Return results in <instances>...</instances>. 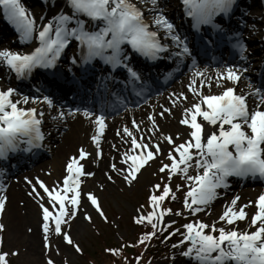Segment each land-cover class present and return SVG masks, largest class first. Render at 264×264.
Masks as SVG:
<instances>
[{"label":"snow or ice","instance_id":"6c2138e0","mask_svg":"<svg viewBox=\"0 0 264 264\" xmlns=\"http://www.w3.org/2000/svg\"><path fill=\"white\" fill-rule=\"evenodd\" d=\"M148 3L151 7L144 9L138 6L135 0H66L71 14L62 10L46 23L37 26L35 18L27 11L21 0H0V9L3 10L4 18L15 26L20 39L30 40L33 32L36 31L35 38L39 41V46L27 54L7 48L0 49V61L15 72L18 78L30 73L36 67L52 68L69 40L74 38L84 48L82 62H90L93 58L99 57L112 68L125 67L130 77L139 80L137 71L125 63L128 57L122 55V44L127 43L141 56L156 59L158 54L169 47L167 43H161L158 30L163 29L165 38H170L178 48L182 49L181 52L176 53L177 55L190 53L186 41L176 33L174 23L159 8V0H139V4ZM182 3L186 15L192 18V27L196 29L201 25H211L214 29L224 31L223 22L230 21L239 11V0H182ZM145 11L153 13L151 24L156 30L150 28L149 22L145 19ZM80 14L97 22L90 25L93 30H86L85 20L79 18ZM240 15L243 16L244 13L240 12ZM217 18L220 20L219 23L216 22ZM70 22H74L75 26L69 27ZM233 35L237 37L233 47L238 48L241 59H245L246 45L242 42L239 33ZM229 39L231 40L232 37L230 36ZM72 63L76 61L73 59ZM244 71L247 69L227 67L224 72L217 74L218 86L221 79H227L233 84L238 83ZM202 74L199 71L195 73L196 76ZM203 83L204 81H201L202 85ZM195 84L196 81L192 80L188 87L198 100L183 109L184 115L179 121L189 129L187 139L177 144L170 134L165 135L161 132L158 137L172 146L166 154L169 163H162L158 171L166 172L169 181L174 174H183V178L189 182L183 206L192 215L208 208L218 195L216 189L228 186V177L264 178V88H256L252 93H247L237 92L233 86H224L218 94L204 95L193 86ZM15 91L11 87L0 90V159H7L10 153L28 152L32 148H40L41 142L45 139V134L41 130L43 112H38L35 107L19 106L28 104L30 99L39 102V98L21 96V99L13 100ZM183 95L180 94L181 97ZM249 95L258 98V103L251 108L247 99ZM43 100L50 107L52 106L53 101L49 96H44ZM175 103L174 100L173 104ZM166 112L170 113V109L165 108L160 115L163 116ZM59 115L63 117L64 113L60 112ZM84 115L91 116L92 113L85 109ZM198 117L201 119L198 120ZM148 120L151 123L148 131L152 133L158 131L159 126L155 117L149 115ZM132 124L136 132H139L140 126L135 120ZM95 125V133L90 139L95 145L96 157H100L102 155L100 140L106 127L104 117L96 116ZM207 125L214 126L213 130H207ZM122 131L121 139L126 136L129 139L124 142H130V149L122 153L121 162L126 167L117 168L113 163L110 168L121 174L123 181L131 186L138 179L142 169L149 166L162 149L159 143H146L143 135L138 138L127 126L123 127ZM117 135L120 136L121 133L118 131ZM22 144L25 147L21 148ZM89 155L90 153L81 146L76 150V154L67 159L66 175L63 176L62 185L49 187L39 178H36V184H33L27 176L24 177L31 186L28 195L33 199L39 198L37 203L41 210L45 249L50 247L49 234L54 231L64 242L73 246L77 253L83 251L64 226L70 228V221L80 210L83 183L81 177L95 175L91 171H85V165L81 162ZM193 164L197 172L195 175H188ZM105 175L109 181L113 180L111 175L107 173ZM37 186L46 194L50 207L45 206L43 202L45 197L37 191ZM4 187L0 184V214L4 213L8 200L3 194ZM100 187L103 188L104 185L101 184ZM179 187L181 186L177 185L178 189ZM161 188L162 191L156 194ZM84 195L95 207L96 212L107 220L98 197L92 191H87ZM169 196L172 199L176 198L169 183L152 185V192L148 197L152 210L134 217L136 223L147 222L152 230L142 233L137 240L138 244L146 246V242L156 236L157 230L163 232L166 227L175 223L169 221L168 225L162 224L163 217L172 212L171 208L162 207ZM239 199V196H235L231 200L219 216L220 221L234 225L236 221L248 217L245 211L248 205L237 206ZM248 203L255 204L257 209L249 224V228H255L254 231H241L235 227L217 228L215 222L209 224L203 220H196L182 225L185 229L181 233L182 239L172 247L179 248L187 242L185 250L180 254L183 257H190L197 264H264V192H261L255 201ZM137 211L139 213V210ZM175 214L183 213L178 210ZM83 215L86 220H91L88 212L85 211ZM4 229L5 225L0 223V232ZM28 231L31 232L32 229L29 228ZM176 232H179V229L169 232L164 240H168ZM2 245L3 239L0 237V246ZM105 251L114 256L121 255L120 248H107ZM17 255H19L18 250L0 251V264H10L9 257ZM139 260L140 257H136L137 264ZM47 264L54 262L49 259Z\"/></svg>","mask_w":264,"mask_h":264},{"label":"rangeland","instance_id":"374dc122","mask_svg":"<svg viewBox=\"0 0 264 264\" xmlns=\"http://www.w3.org/2000/svg\"><path fill=\"white\" fill-rule=\"evenodd\" d=\"M38 2L42 3L41 6H30L33 18H35L36 25L45 23L47 20L51 19L52 16H54L57 12L65 11L66 12V6L64 3H62L60 0H52L50 2L49 0H37ZM63 1V0H62ZM261 0H256L255 5H252L253 1H248L249 7L248 9H245L243 5H239V13L243 12L246 16L248 15L250 18H247V22H240L238 24V27L241 31V34L244 38H247L249 41H253V39H256L257 46L260 44V39L256 38L258 37V32L260 27H263L264 20L261 19L259 13L260 9L258 8L259 5L257 4ZM139 4V0H135ZM244 2V1H243ZM247 3V4H248ZM27 8V10L30 12V7L28 6V2L24 3ZM142 8L147 9L151 7V4H139ZM29 7V8H28ZM159 8L163 11V13L171 18L173 22L175 23V26L177 27V24L182 21V17H180L179 12V0H159ZM68 11V10H67ZM148 12V11H147ZM31 13V12H30ZM68 14H71L70 11L66 12ZM151 13V12H149ZM153 15V13H151ZM48 15V16H47ZM240 14L234 15L231 25L235 26L237 18L239 20ZM43 17V19H41ZM239 22V21H238ZM234 23V24H233ZM257 25V31L256 34L251 32L250 28L255 27ZM249 29V30H248ZM160 33V39L166 40L165 36L162 38L161 31ZM256 36V37H255ZM36 34L33 35L32 39H30V44L34 43ZM169 39V38H168ZM10 39L7 38L5 40L4 45H8L7 42H9ZM253 43V42H252ZM15 48H11L13 50ZM24 49H26L24 47ZM0 83L1 85L7 87V80L6 78H2ZM16 98L19 100L21 99V93L15 89ZM164 94V93H163ZM157 98V97H156ZM154 96L151 97L147 102L144 103L142 108L135 109L137 111L134 112L135 118L140 121L141 117H143L147 111L149 110L150 105L154 100L156 99ZM31 100V99H30ZM32 101V100H31ZM45 112L44 115L48 113V111L43 110ZM48 115V114H47ZM46 115V116H47ZM59 114L54 111V114L52 115V119L56 120V117H58ZM130 116L127 115V111L123 114H120L118 117L114 118V120H122L120 122V127L127 126L130 128V124L127 122V118ZM157 118V122L158 119ZM59 123H56L55 128L59 131L61 130V135H65L68 131H66V126L64 121H61L59 118L57 120ZM52 123H50V132L53 131V128L51 127ZM162 125V124H161ZM159 126V125H158ZM174 127V126H173ZM176 131H173L174 133H179L178 137L175 138V142L181 143L184 140L187 139L185 128H179L174 127ZM164 133L165 131L160 130L158 132H155L157 134V137H152L153 140H156L161 144V153L150 162L149 166H146L144 169H142L141 173L143 175L141 178L137 179L133 182L131 186L127 185L122 178V175L114 172L111 170L110 165L115 163L117 168L126 167L122 164V154H118L116 156H112L111 154L108 155L106 158L99 157V159L96 162H91L89 160L85 163V171H91L95 173L93 178L91 177H84L85 179V185H83L81 189V207L80 210L77 213V216L70 221V228L68 226H64V229L66 231H69L70 235L72 236L73 240L80 245L82 248L81 253H77L73 246L68 245L66 242L63 241V239L51 232L49 234V241H50V247L48 249H45L43 246V233L41 228V210L39 209L37 200L33 199V197L28 195V192L31 191V188L27 186L26 181L24 180V177L27 176L30 180H32L33 184H36V178H39V180H42L46 185L49 187H55L59 183L56 181V174L59 171V165L64 164L67 159L75 154V150H69L68 154H64L63 158L56 157L55 153L58 152L59 145L61 144V141H59L55 137V134H48V137L54 138L55 141L58 140V142H55L52 151L53 153L47 154V156L42 160V162L37 165L35 168L30 169L26 171V173L23 175V177L20 179H17L21 185L22 191V197L25 199L27 197L28 200L31 202L30 209L28 210V214L26 216V223L23 226L22 230L20 232L14 233V231L11 232L9 226L7 225L6 220V212L7 207L9 203V197L6 202V208L3 214H0V223H3L5 225V229L3 232H0V237L3 239V245L0 246V251H19V255L17 256H10L9 261L10 264H47V261L51 259L54 264H89V256L86 257L83 256V253H87L89 255V252H92L97 245H99V239L100 240H112V242L116 243V245H119L122 241L126 240L128 242H131L135 239V235L137 234L139 227L143 223H136L134 220V217L138 214H147V212L151 211V205H149V210H143L141 209V203L143 201L148 202V197L150 193L152 192V185L160 183L163 185L164 183H169L173 192H175L176 198L173 199L172 205L170 207L172 209V212L169 214H166L163 217L162 224L168 225L169 221H175L176 229H179V235L182 239L181 233L185 231V229L182 227L183 224L188 222H193L196 220H203L205 223H216L217 228L219 227H225V228H232L234 226H237L238 221L234 225H228L224 221L219 220V216L223 213L226 206L230 204L232 200V196L238 195V193L245 194V192H249L250 196L248 198L239 199L237 202V206L241 205H248L245 211L248 214V222L251 220L253 213V204H249V201H255L256 197L259 196V194L262 192L261 190L252 187V188H244L239 190L238 192L230 191L232 196L231 200L222 201L223 193L220 195H217L218 198L221 200L219 201H213L212 205L209 208H206L204 211L196 213L194 215L189 214V212L184 209L183 202H184V195L188 190V187L186 186L188 181L183 178V174H178L175 177H172L169 181L167 179V173H160L158 171L159 167L162 163H169V160L167 159V151L172 147L171 145L167 144L166 141L158 139L160 136V133ZM85 135V138H89V133L87 131L83 132ZM165 134V133H164ZM110 137L112 136V131L108 134ZM107 135V136H108ZM54 136V137H52ZM153 142V141H152ZM77 144L74 145V148H76ZM64 162V163H63ZM61 168V167H60ZM62 170V169H61ZM60 171L58 172V174ZM107 173L108 175H111L113 177L112 181H109L107 179V176L105 175ZM155 173V174H154ZM196 174V168L189 169L188 175H195ZM58 176V175H57ZM140 175L138 174V177ZM163 177V179H161ZM60 179V178H59ZM98 180V182L96 181ZM62 182V181H61ZM60 182V183H61ZM26 183V185H25ZM103 184L104 187L101 188L100 185ZM11 185H14V183H7L5 185L4 189H8ZM177 185H180L179 189L177 188ZM92 188V189H91ZM162 189V188H161ZM37 191L41 193L42 196L45 197L44 203L46 207H50V205L47 202V196L43 193L42 189H39L37 186ZM92 191L97 197L98 201L100 203L101 209L103 210L105 216L107 217V220H105L103 217H101L97 212L94 206L91 205V203L87 200V197L84 195L85 192ZM159 191L157 190L156 194H159ZM26 193V197L25 194ZM25 197V198H24ZM241 197V195L239 196ZM243 198V197H242ZM18 199L17 205L21 204L20 200ZM144 203V202H143ZM20 205V207H21ZM139 210V213L138 211ZM176 210L181 211L185 214V220L178 219V216L175 214ZM207 210V212H206ZM88 212V214L91 216V220H86L84 218L83 213ZM206 212V213H205ZM147 223V222H144ZM174 224V223H173ZM244 224V223H243ZM31 228L32 231L29 232L28 229ZM36 229L39 230L38 238V244L35 245V243H32V246H30V243H28V238ZM253 231L255 230L252 229ZM38 232V231H37ZM30 241V240H29ZM101 242V241H100ZM187 246V242H185L184 245L181 246L180 252L177 256L176 253L173 255L172 259L170 261L164 260V258H160L157 260H153L152 264H197L196 261L192 260L190 257H183L180 253L185 250ZM57 249L59 251L57 252ZM167 250V249H166ZM136 257H132L129 259V263L133 264V262L136 261Z\"/></svg>","mask_w":264,"mask_h":264},{"label":"bare ground","instance_id":"6f19581e","mask_svg":"<svg viewBox=\"0 0 264 264\" xmlns=\"http://www.w3.org/2000/svg\"><path fill=\"white\" fill-rule=\"evenodd\" d=\"M49 1H51V0H49ZM248 1L249 0H246V2H243V7L245 9H248V7H249ZM250 1H253L252 5H255V3H256L255 1L256 0H250ZM263 2H264V0H263ZM257 4L259 5V2ZM258 8L260 10L264 9L263 6H259ZM149 15H152V14L149 13L146 16H148V19H151L152 16H149ZM248 15L246 16L244 14L243 16H240L238 21L239 22H242V21L243 22H247V18H250ZM168 18H169V16H168ZM263 18H264V15H263ZM6 21L8 23H10L8 20H6ZM183 23L187 24L186 20H185V17H183ZM10 24H12V23H10ZM37 26H39V25H37ZM181 29H182V25L178 26V30H181ZM250 30H251V32L254 31L253 33L256 34L257 25L255 27L251 26ZM9 32H10V34H12V36H14V38L17 37L16 38V42H15V47H17V48L15 50H18V49L22 50V48L24 46V43L29 44V40H21L20 39V34L17 32L15 26H14V30L9 31ZM162 34L165 35L164 32ZM6 36H7V34H5L4 32L0 33V41H3ZM2 43H4V42H2ZM250 44H251V41H250ZM253 44L256 45L255 39H253ZM0 48L5 49V48H7V46L2 44V46H0ZM7 49H10V48H7ZM26 50H28V47H27ZM255 50L257 52L254 53V54H257V56L260 57V54H261L260 48H257ZM11 51H14V50H11ZM25 51H23V52H25ZM15 52L21 53L20 51H15ZM255 58H257V57L255 56L254 59ZM187 68L188 67H185L184 70L176 73L173 76V79L175 80V83H176L174 88H172L169 91H167L168 93H166L164 95V97H157L154 100V102H152V104L150 105L151 108H149L147 113L143 117H141L140 121H138L135 118L137 116V115L134 116L135 115L134 114L135 111H128L127 112V115L130 116L129 118H127V122L130 124V128L129 129L134 131V133L137 135L138 138L141 135H143L146 143H151V144L159 143L156 140L152 139V137H157V135H155L157 133H152V132L148 131V129L151 128V123L148 120V116L149 115H153L155 117L156 124L159 125V130L158 131H160V130L163 131L164 130L165 131L164 132L165 135H169L170 134V135L173 136V138L177 137V133L173 132V131H176L174 127L188 129L187 126L181 125L179 123V121L183 118V115H184L183 109L186 108V107H189L192 103H195L198 100V97L196 95H194L193 92H190V93L188 92V90H189L188 86L192 82V80L196 81V84L193 85V86L198 88L204 95L210 94L213 89L214 90L217 89V91H221L223 89L224 85H228V84H230L231 86L238 85L240 87H242V85L246 81H248L250 84H252V81H250L248 79H245V77L242 75L241 76V80L238 83H236V84H233V82L228 81L227 79H221L220 85L218 86V84H217V74L219 72H224L226 70V68H222L220 70H206V71H203V72L199 71V72L203 73L201 76H196L195 75V73L198 72V71H194L192 73L187 72ZM36 69H38V67ZM208 71H211V74L204 73V72H208ZM6 74H9V78L17 77L16 74L14 72H12L10 68H8L2 61H0V81H1L2 78L6 77L5 76ZM30 74H31V72H30ZM180 74H184V75H180ZM26 76H27V74H25L22 77H19V78L17 77V78L21 80V79L25 78ZM210 78H211V80L208 81V79H210ZM30 79L31 78H28L27 81H29ZM19 81L17 82L16 85H18ZM201 81H204L203 85L201 84ZM26 83H24V84H26ZM1 84L2 83H0V90H4V86L1 85ZM259 86L264 88V77H263V79H262V81H261ZM255 87L258 88L257 86H255ZM67 88L68 87L65 86V85H59V93H60V95L67 94ZM77 89L78 90H82L81 87H78ZM153 92H157V91L156 90H151L150 93H153ZM181 93L184 94L183 97L180 96ZM155 94H157V93H155ZM90 97H93V95L90 96ZM184 97H186V99ZM13 100H18V99L13 98ZM174 100L176 101L175 104H173ZM61 101L69 102L70 100L68 101L66 99V97H65V98H61ZM89 102H93V101L90 100ZM45 103H47V102H45L43 100V97H41L39 102H38V107L31 106L30 104L29 105L21 104L19 106L20 107H25V108L35 107L40 112V109H39L40 105H43ZM81 104H84V103L81 102ZM65 106L71 108L74 105L70 101ZM165 108L170 109V113L166 112V113H164L163 116H161L160 113L163 112V110ZM100 116H103L104 120L106 121V124L109 125V127L107 129H104V132H103V134L101 136L100 148H101V151H102V155L100 157L106 158L110 154L114 157V156H116L118 154H122L123 152L128 151L130 149V142L129 143H125L124 141L128 140L129 138L125 136L123 140L121 139V136H123V131H122L123 128L122 129L120 128V122L119 121H115L113 119H110L107 116L106 113L101 114ZM158 117H160V118L158 119V122H157V118ZM95 118H96V116H85L84 114H78V113H73L71 115H65L64 114L63 117L60 116L59 119L61 121H64L65 126L67 125L66 126V131H68V132L64 136L61 135V130L58 131L55 128V125H56L57 122L56 121L52 122V125H51V127L53 128L52 134H55V135L59 136L58 140L61 141V144L59 145V148H58V152L55 153V156L58 157V159H59V157L63 158L64 154H68L69 150H73L74 149L75 152H76V150L79 147H81V146H83L90 153V155L84 161H81L84 165H85L87 160H89L91 162H96L99 159V157H96L95 145L92 144L91 139H90L91 135H93L95 133V129H96V127H95L96 126L95 125ZM51 119L52 118L50 117L47 120H51ZM133 120H135L136 123L140 126L139 127V132H136V130L134 128V126L132 124ZM49 123H51V122L46 121L45 124H49ZM46 126L47 127H45V129L43 130L45 135L48 134L49 131H50L49 129H47L48 127H50V125H46ZM213 128H214V126H211V125H207L206 126L207 130H213ZM85 131H87V133H89L88 134L89 138H87V139L85 138V135L83 133ZM111 131H112V136L110 137L108 134ZM118 131L121 133L120 136L117 135ZM158 131H156V132H158ZM45 137H48V136H45ZM52 137H54V136H52ZM47 139H49V138H47ZM50 139H52V138H50ZM75 144H77L76 148H74ZM113 146H115V147H113ZM52 148L53 147H49L48 153H51V152L53 153ZM65 164L66 163H64V164L60 163V165H59L60 173L58 174V172H59L58 171L57 174L55 175L56 176L55 180L56 181L60 180V181H58L59 183L57 184V186L61 185L60 182L62 181L63 176L66 175ZM196 172H197V170H196ZM139 175L140 176L138 177V179L141 178L143 173H140ZM91 178H93V176H91ZM96 181L98 182L97 179H96ZM84 183H85V179H83V183H82L81 186H83ZM25 185H26V183H25ZM186 186L189 187V182L187 183ZM20 187H21L20 183L17 182L14 185H11L8 189H4V192H3L4 194H6L9 197V203H8L7 212H6V216H7L6 220L8 222L7 225L9 226L11 232L14 231V233L20 232L22 230L23 226L26 223V216L28 214V210L30 209V207H32L30 200H28L27 197H26V193H23V194H25V197H26V198L24 197L25 199H23V197H22V191L23 190H21ZM238 195L239 196L241 195L240 198L243 199V200H244V198L246 199V198H248L250 196L249 192H245V194L238 193ZM235 196H237V195H235ZM228 198H230V196H229V194H226V196L224 197V200H227ZM18 199H23V200H20V201L23 202L22 205L21 204L17 205V202H19V201H17ZM20 205H21V207H20ZM241 225L242 224L240 223L238 225L237 229L240 230ZM39 234H40L39 230L36 229V232L34 231L32 233V235H30V237L28 238V243H30V246H32V243L33 244L35 243V245L38 244V238L39 237L37 238V236Z\"/></svg>","mask_w":264,"mask_h":264},{"label":"trees","instance_id":"16d2710c","mask_svg":"<svg viewBox=\"0 0 264 264\" xmlns=\"http://www.w3.org/2000/svg\"><path fill=\"white\" fill-rule=\"evenodd\" d=\"M143 206H146V204L144 203ZM171 229L172 227L170 226L165 228L163 232L157 230L156 236L151 241L146 242L145 246L138 244L137 240L142 233L152 230L151 225L146 223L139 227L133 241L128 242L124 240L120 245H116L112 240L105 241L99 239V245L92 252H89V255L88 252L82 255L90 257L89 264H130L129 259L135 256L140 257L139 264H152L153 260L162 257L164 260L169 261L173 252L177 249L173 248L172 245L178 241V236H172L168 240H164V237L168 235ZM107 248H120L121 255L114 256L105 251ZM133 264H137V261L133 262Z\"/></svg>","mask_w":264,"mask_h":264}]
</instances>
